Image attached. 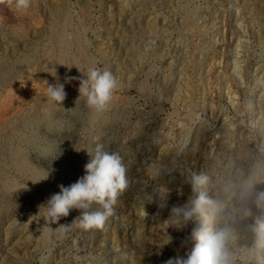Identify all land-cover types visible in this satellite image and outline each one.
<instances>
[{
  "label": "rangeland",
  "instance_id": "rangeland-1",
  "mask_svg": "<svg viewBox=\"0 0 264 264\" xmlns=\"http://www.w3.org/2000/svg\"><path fill=\"white\" fill-rule=\"evenodd\" d=\"M93 67L119 84L103 112L77 100ZM47 84H64L62 105ZM96 144L126 167L113 215L89 230L72 222L75 209L45 220L40 206L85 174ZM193 174L213 204L174 224L171 207L198 195ZM259 192L264 0H31L25 13L0 4V264H167L191 249L193 229L225 223L237 264H264V250L244 258Z\"/></svg>",
  "mask_w": 264,
  "mask_h": 264
},
{
  "label": "clouds",
  "instance_id": "clouds-1",
  "mask_svg": "<svg viewBox=\"0 0 264 264\" xmlns=\"http://www.w3.org/2000/svg\"><path fill=\"white\" fill-rule=\"evenodd\" d=\"M0 4H7L17 13H25L31 6V0H0ZM72 79L77 78H67L69 81ZM118 87V81L110 70L89 68L87 77L83 76L79 80L77 100L85 97L88 106L96 112H103L108 108ZM46 94L51 101L59 105L63 104L67 95L64 84H47ZM86 152L89 160L84 166L85 174L67 187L60 185L59 193L53 194L45 205L40 206L46 209L45 220L58 223L62 217H67L70 211L75 209L80 214L72 222L78 221L80 228L89 230L102 229L108 218L113 215L117 198L129 184L122 157L119 153L106 151L102 144H96ZM47 178L48 175L45 179ZM204 180L202 176L192 175L191 189L198 195L190 197L183 205L171 207L169 219L172 223L179 224L181 220L186 223L196 214L203 215L206 206L213 204V201L200 191ZM254 203L261 215L256 216L250 225L254 241L250 248L244 249V258H250L255 252L264 250V192L257 193ZM94 204L99 206L96 210H93ZM244 215L251 216V209H245ZM190 239L194 243L185 257L169 260L167 264H237L238 259H243L229 246L237 239V234L227 223L222 227L193 229ZM170 241L169 236L168 242Z\"/></svg>",
  "mask_w": 264,
  "mask_h": 264
},
{
  "label": "bare ground",
  "instance_id": "bare-ground-1",
  "mask_svg": "<svg viewBox=\"0 0 264 264\" xmlns=\"http://www.w3.org/2000/svg\"><path fill=\"white\" fill-rule=\"evenodd\" d=\"M193 13H194V12H193ZM193 13H192V14H193ZM196 14H197V13H196ZM198 14H200V13H198ZM188 17H189V16H188ZM91 114H92V113H91ZM19 154H20V153H19ZM21 156H22V155H21ZM20 162H21V164H20L21 167H22V166H23V167H24V166H25V167H28V160H27L24 156L22 157V161H20Z\"/></svg>",
  "mask_w": 264,
  "mask_h": 264
}]
</instances>
